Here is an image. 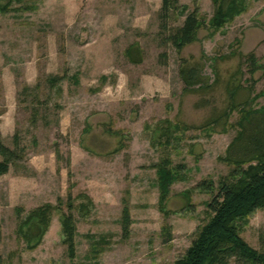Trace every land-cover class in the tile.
I'll return each instance as SVG.
<instances>
[{"label":"rangeland","instance_id":"1","mask_svg":"<svg viewBox=\"0 0 264 264\" xmlns=\"http://www.w3.org/2000/svg\"><path fill=\"white\" fill-rule=\"evenodd\" d=\"M245 2L232 22L212 37L202 28L181 52L166 39L192 0H177L166 16L162 0H14L0 14V140L11 148L16 136L23 150L0 176V264H173L185 253L211 198L192 188L203 180L217 187L231 169L218 160L237 133L240 114L226 115L231 101L238 109L264 105V71L251 74L245 60L253 54L264 64V0ZM196 4L206 23L214 4ZM131 44L141 53L136 65L124 54ZM190 68L199 80L188 86L180 72ZM55 77L64 80L53 87ZM253 118L247 130L255 135L261 114ZM164 120L180 126L169 146ZM228 153L249 156L247 143ZM165 155L188 168V181L171 186L162 212L151 166ZM69 200L72 262L61 231ZM46 206L43 235L34 218L19 230ZM248 223L242 237L264 252V208ZM97 235L109 245L92 259L88 237Z\"/></svg>","mask_w":264,"mask_h":264},{"label":"trees","instance_id":"2","mask_svg":"<svg viewBox=\"0 0 264 264\" xmlns=\"http://www.w3.org/2000/svg\"><path fill=\"white\" fill-rule=\"evenodd\" d=\"M7 1L5 5H0V14L5 15L10 11L9 6L14 0ZM176 2L177 0H162L163 16L175 9L174 4ZM211 2L215 9L213 16L206 23L205 15L202 16L198 11L196 0H192L194 4L192 11L185 15L181 26L170 31L166 40L171 43L176 52H181L182 48L196 42L198 32L204 27L210 31L208 33L210 37L215 35L225 24L232 22L235 17L239 16L246 3L245 0H211ZM187 9V6H183L178 14L179 17L184 15ZM124 54L133 65L141 61V57H136V55L141 54L137 44L129 45ZM245 60L248 62L251 74L255 70L264 71V64L257 65L253 54L246 56ZM180 75H183L188 86L199 80L195 68L183 69ZM77 76L76 74L71 78L76 81ZM62 79L64 80L63 77L49 78L48 82L54 87ZM241 107L238 109L239 107L231 101L226 114L228 117L235 110L240 114L235 123L237 126L236 136L232 139L228 149L247 143L249 156L232 158L227 149L226 155L222 158L219 157L218 160L231 169L226 176L219 179L217 187H214L213 180H203L192 188L191 191L211 195L210 200L206 203L208 217L197 227L194 232V239L185 253L173 264H264V252L248 245L241 235L248 226L249 219L264 208V105L257 110L253 107L247 108L246 102H244ZM257 112L261 114L262 126L258 129L259 131L255 132V135H252L248 133L247 127ZM163 122L166 126L162 135L166 138L165 143L169 146L173 140L174 130H179L180 126L168 120ZM211 125H208V130L211 129ZM13 140L15 142L11 148L0 140V176L12 168L15 169L23 159V150L20 149L16 136L13 137ZM151 168L156 170L158 208L164 212L166 202L171 194V186L176 182L188 181V168L180 163L174 165L171 157L167 155L163 156L158 163L153 164ZM66 205L68 212L61 219L62 243L65 244L68 257L72 262L76 257L75 238L77 231L75 219L71 214V200ZM79 207L83 210L86 208L82 204ZM50 212H52L51 206L38 207L37 210L29 214L24 222L20 223L19 230L23 229L34 218L40 223V232L43 235L49 224ZM129 216L130 210L125 204L120 216V224L124 230L131 223ZM25 238L29 240L28 235ZM88 238L91 242L88 254L92 259H97L109 245V241L105 235L89 236Z\"/></svg>","mask_w":264,"mask_h":264}]
</instances>
